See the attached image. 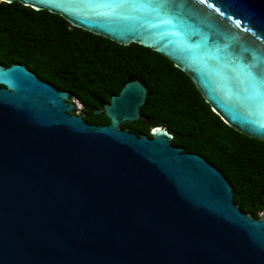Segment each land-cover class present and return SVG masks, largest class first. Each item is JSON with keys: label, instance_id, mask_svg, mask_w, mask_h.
<instances>
[{"label": "water", "instance_id": "1", "mask_svg": "<svg viewBox=\"0 0 264 264\" xmlns=\"http://www.w3.org/2000/svg\"><path fill=\"white\" fill-rule=\"evenodd\" d=\"M158 53L228 127L264 142V0H0ZM146 88L123 85L84 121L78 101L0 64V264H264V211L233 201L202 156L121 129Z\"/></svg>", "mask_w": 264, "mask_h": 264}, {"label": "trees", "instance_id": "2", "mask_svg": "<svg viewBox=\"0 0 264 264\" xmlns=\"http://www.w3.org/2000/svg\"><path fill=\"white\" fill-rule=\"evenodd\" d=\"M22 64L81 105L84 121L104 125L93 114L131 80L146 88L142 116L125 123L150 137L152 126L172 135L171 145L195 153L227 179L233 201L254 218L264 211V142L248 138L216 116L191 82L167 59L137 44L122 46L70 26L58 15L17 2H0V64Z\"/></svg>", "mask_w": 264, "mask_h": 264}, {"label": "flooded vegetation", "instance_id": "3", "mask_svg": "<svg viewBox=\"0 0 264 264\" xmlns=\"http://www.w3.org/2000/svg\"><path fill=\"white\" fill-rule=\"evenodd\" d=\"M109 123V122H108ZM107 123V124H108ZM134 123V122H133ZM125 123H122V124H120V128L121 129H127L129 132H131V133H135V132H133V131H131L130 129H129V127L128 126H125L124 125ZM97 125V124H96ZM103 125V124H102ZM105 125V124H104ZM136 135H141V134H137V133H135Z\"/></svg>", "mask_w": 264, "mask_h": 264}, {"label": "rangeland", "instance_id": "4", "mask_svg": "<svg viewBox=\"0 0 264 264\" xmlns=\"http://www.w3.org/2000/svg\"><path fill=\"white\" fill-rule=\"evenodd\" d=\"M78 108L81 109V105H80V103H78Z\"/></svg>", "mask_w": 264, "mask_h": 264}]
</instances>
